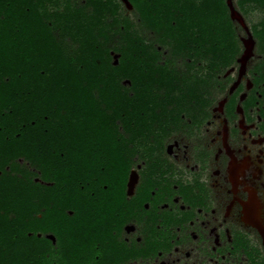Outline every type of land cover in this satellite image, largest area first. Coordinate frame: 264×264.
Segmentation results:
<instances>
[{
	"label": "trees",
	"instance_id": "16d2710c",
	"mask_svg": "<svg viewBox=\"0 0 264 264\" xmlns=\"http://www.w3.org/2000/svg\"><path fill=\"white\" fill-rule=\"evenodd\" d=\"M129 1L0 0V264L138 255L114 231L147 105L211 103L242 52L226 0ZM251 30L264 56V18Z\"/></svg>",
	"mask_w": 264,
	"mask_h": 264
},
{
	"label": "flooded vegetation",
	"instance_id": "af4514ba",
	"mask_svg": "<svg viewBox=\"0 0 264 264\" xmlns=\"http://www.w3.org/2000/svg\"><path fill=\"white\" fill-rule=\"evenodd\" d=\"M255 45L241 74L242 41L211 103L147 105L153 119L136 138L114 231L138 255L106 264H264V56Z\"/></svg>",
	"mask_w": 264,
	"mask_h": 264
},
{
	"label": "water",
	"instance_id": "95a60500",
	"mask_svg": "<svg viewBox=\"0 0 264 264\" xmlns=\"http://www.w3.org/2000/svg\"><path fill=\"white\" fill-rule=\"evenodd\" d=\"M123 1L127 4V6L133 8V6L129 0H123ZM226 2H227V5L229 7V10H230L231 18L234 21H236L239 25H241L247 31V35H248L247 37H241V40L243 41L244 46H245L244 51L242 52V54L238 58V60L241 62V72L240 73L242 74L244 69H245V64H246L247 60L254 54L255 38H254L251 30L249 29V26L245 20L244 15L238 9L234 0H226ZM135 177H136V175L132 172L130 174V178L128 181L129 193L132 191L133 184L135 182ZM50 237L53 238V235H50Z\"/></svg>",
	"mask_w": 264,
	"mask_h": 264
},
{
	"label": "rangeland",
	"instance_id": "374dc122",
	"mask_svg": "<svg viewBox=\"0 0 264 264\" xmlns=\"http://www.w3.org/2000/svg\"><path fill=\"white\" fill-rule=\"evenodd\" d=\"M120 1L123 3L125 13H127L131 17H133L132 8L129 7V6H127V4L123 0H120ZM244 17H245V20H246V22H247V24L249 26V29L251 30V24L253 22H257L261 18H264V11H261L260 9H252L251 12L249 13V15L248 16H244ZM251 32H252V30H251ZM239 33H240V36L241 37H247L248 36L247 35V31L242 26L239 29ZM159 48H160V46H159ZM255 52H257L256 49H255ZM113 57H114V60L117 61L118 54L113 52ZM256 59H257L256 56H253L252 58H250L249 61L247 62V66L252 65V63L255 62ZM232 74L234 75L235 74V71H233Z\"/></svg>",
	"mask_w": 264,
	"mask_h": 264
},
{
	"label": "snow or ice",
	"instance_id": "6c2138e0",
	"mask_svg": "<svg viewBox=\"0 0 264 264\" xmlns=\"http://www.w3.org/2000/svg\"><path fill=\"white\" fill-rule=\"evenodd\" d=\"M29 164H31V161H28ZM33 171H36L37 172V175L39 176V170L38 169H33ZM0 175H2V169H0ZM104 187H107L108 186V183L107 181H104V184H103ZM94 194V193H93ZM44 211H47V209H45ZM69 213L71 214H75V209H72V208H69L68 209ZM41 216H43V212L40 213Z\"/></svg>",
	"mask_w": 264,
	"mask_h": 264
}]
</instances>
